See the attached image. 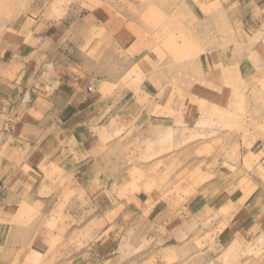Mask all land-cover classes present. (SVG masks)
I'll use <instances>...</instances> for the list:
<instances>
[{
  "label": "crops",
  "instance_id": "obj_1",
  "mask_svg": "<svg viewBox=\"0 0 264 264\" xmlns=\"http://www.w3.org/2000/svg\"><path fill=\"white\" fill-rule=\"evenodd\" d=\"M219 3L202 17L205 40L190 63L187 51L168 60L183 43L165 30L141 38L99 10L58 15L43 0H0V264H264L263 215L229 224L216 211L206 224L203 203L109 205V192L93 195L92 170H76L89 164L96 131L145 116L174 83L195 80L220 100L236 81L253 82L264 66L253 57L264 51V0ZM249 204L264 210L263 196Z\"/></svg>",
  "mask_w": 264,
  "mask_h": 264
},
{
  "label": "rangeland",
  "instance_id": "obj_2",
  "mask_svg": "<svg viewBox=\"0 0 264 264\" xmlns=\"http://www.w3.org/2000/svg\"><path fill=\"white\" fill-rule=\"evenodd\" d=\"M43 1L53 4L58 15L99 10L111 27L124 26L130 33L136 30L141 38L165 30L172 41L180 38L183 43L167 48L168 60L187 51L190 63L201 53L196 42L205 40L202 17L220 5L219 0ZM221 32H228L223 22ZM260 55L253 57L261 61L264 51ZM253 75V82L240 78L241 82L229 86L220 100L204 94L202 83L195 80L190 79L188 89L172 84L170 97L152 102V114L150 108L145 116L127 114L119 119L117 130L96 131L89 164L76 170H92L93 195L109 192V205L141 196L150 204L172 203L176 208L203 203L205 208L212 207L204 212L206 224L217 223L216 211L223 217L224 210L229 213L224 219L229 224L231 219L252 215L260 219L264 210H251L264 198V66L256 67ZM61 166L68 170V163ZM234 190L241 198L230 209L228 197ZM249 202L253 208L244 210ZM220 205L223 210H213ZM169 213L175 217L186 212Z\"/></svg>",
  "mask_w": 264,
  "mask_h": 264
},
{
  "label": "built area",
  "instance_id": "obj_3",
  "mask_svg": "<svg viewBox=\"0 0 264 264\" xmlns=\"http://www.w3.org/2000/svg\"><path fill=\"white\" fill-rule=\"evenodd\" d=\"M90 90L92 89V87L89 88Z\"/></svg>",
  "mask_w": 264,
  "mask_h": 264
}]
</instances>
